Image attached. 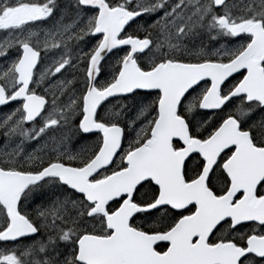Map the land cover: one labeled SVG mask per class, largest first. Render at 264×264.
Listing matches in <instances>:
<instances>
[{
    "label": "snow or ice",
    "instance_id": "1",
    "mask_svg": "<svg viewBox=\"0 0 264 264\" xmlns=\"http://www.w3.org/2000/svg\"><path fill=\"white\" fill-rule=\"evenodd\" d=\"M0 32V264H264V0H0Z\"/></svg>",
    "mask_w": 264,
    "mask_h": 264
},
{
    "label": "rangeland",
    "instance_id": "2",
    "mask_svg": "<svg viewBox=\"0 0 264 264\" xmlns=\"http://www.w3.org/2000/svg\"><path fill=\"white\" fill-rule=\"evenodd\" d=\"M50 27H51L50 21H39V22L35 23V25L33 26V30L37 31L42 36L41 30L47 29ZM6 39H7L6 34L3 32H0V44H2ZM94 40H95L94 37L87 38V42L83 43V45H82L84 47V49L88 50L91 42H93ZM204 44L206 46L207 43H204ZM207 50L213 51V50H215V48H211L208 46ZM13 52H14L13 49H8V55L10 57L15 55V54H13ZM54 56H55V52L50 53L49 54L50 58L46 62L50 64L52 62L51 57H54ZM116 58H117V54H114L113 56L109 57L106 61L103 62L99 80L104 81L106 79H110V72H111L112 66L116 62ZM4 62H5L4 58L0 57V65H3ZM82 68H83V65H81V69ZM66 75L68 76V78H72L73 73H71V72L66 73ZM74 76H75V85L74 86L76 89L79 90L82 88V81H83V76H84L83 71L81 70V71L75 72ZM34 79H38V76L34 77ZM55 80H56V78L52 77L51 81H45L43 84L40 85L39 88H37V90L43 92V89ZM47 98L49 99V101L51 100V96H48ZM62 99L66 100V97H63ZM148 99H150V98L140 97V96L134 94L132 96L127 97L126 99L115 98L114 100L109 101L106 105L109 108H112L113 106H115V110H117V111L120 110L122 105H126L127 106V108L125 109L126 114H127L126 118H133L136 115V112L139 109L141 102L146 101ZM103 110H104V107H102V109L100 110L101 114H103ZM11 112H12V110L10 112L5 113V114H3V113L0 114V122H2L4 119H6L7 116L11 114ZM39 120H40V118H39ZM140 123H141L140 121L137 122V128L140 126ZM34 125L38 126V124H36V122L34 123ZM34 125H32V126H34ZM32 126H28V127L25 126V127L30 128ZM66 131H67L66 129H58L55 132V135L57 137H59V136L63 135ZM126 135L127 136H134V133L128 132V133H126ZM78 139H79L78 137H72V133L70 132L69 138L66 140L64 147L68 151L72 152L73 154H76L78 152H82V151H86V150L90 149L92 147V144H94V141H92L91 143L89 142V143L85 144L82 140H78ZM42 143H43V141L26 142L25 143V152L26 153H32L34 151V149L39 147V145ZM125 146H126V144H125ZM71 147H75V148L71 149ZM2 148H3V146H2ZM39 202H40V198L36 197L32 203H39ZM28 242H30V241H28Z\"/></svg>",
    "mask_w": 264,
    "mask_h": 264
},
{
    "label": "flooded vegetation",
    "instance_id": "3",
    "mask_svg": "<svg viewBox=\"0 0 264 264\" xmlns=\"http://www.w3.org/2000/svg\"><path fill=\"white\" fill-rule=\"evenodd\" d=\"M58 3L61 6V8H64L69 3V0H58ZM135 28H136V26L133 25V28L132 29H129V31H132ZM140 34L143 35L142 32ZM203 43H207L206 46L204 44V46L206 47V49L208 48V46L211 47V48H215L216 49V48H219L221 44H226L228 46H233L231 44V41L228 40V39H226V38H220L218 40H211L207 36L203 37ZM13 51H14L13 54H15V49H13ZM39 68H40V65H38V70H39ZM234 77L238 79L239 78V74H234ZM30 87H32V85H30ZM37 92L38 93H41V91H39V90H37ZM141 96L147 97L144 94H141ZM147 98H150L151 99V97H147ZM18 106H19V102L18 101L11 102V103H9V105H6L5 107L0 108V114H2V113L5 114L7 112H10L11 110L13 111ZM42 115H43V113H42ZM260 115H261V113L259 111H257L255 113H253L252 119L258 120L260 118ZM38 120H39V118L37 119V121ZM34 123L35 122H33L31 124H28V125L25 124V126H27V127L28 126H32V125H34ZM78 140H80V139H78ZM3 144H4V137L2 135H0V148H2ZM73 148H75V147H71V149H73Z\"/></svg>",
    "mask_w": 264,
    "mask_h": 264
},
{
    "label": "water",
    "instance_id": "4",
    "mask_svg": "<svg viewBox=\"0 0 264 264\" xmlns=\"http://www.w3.org/2000/svg\"><path fill=\"white\" fill-rule=\"evenodd\" d=\"M116 50H119V49H116ZM116 50H113V52L116 51ZM112 54H113V53H112ZM110 55H111V54H109L108 56H110ZM108 56H107V57H108ZM107 57H106V58H107ZM106 58H105V59H106ZM102 62H103V61H102ZM98 78H99V77H98ZM130 95H132V94L123 95V96H117V97L126 98L127 96H130ZM111 99H115V97H110L109 100H111ZM11 102H15V101H11ZM11 102H9V103H11ZM105 102H107V101H105ZM9 103L0 106V108L5 107L6 105H9ZM31 123H33V122H29V123H27L26 125L31 124ZM81 134L84 135V136H88V135H93V134H96V133H87V134H85V133H81Z\"/></svg>",
    "mask_w": 264,
    "mask_h": 264
},
{
    "label": "trees",
    "instance_id": "5",
    "mask_svg": "<svg viewBox=\"0 0 264 264\" xmlns=\"http://www.w3.org/2000/svg\"><path fill=\"white\" fill-rule=\"evenodd\" d=\"M115 54H122V51H117ZM77 134V133H76ZM96 138H97V136H93V137H84V136H82V141L85 143V144H87V143H91L92 141H94L95 142V140H96ZM94 144H92V146H93Z\"/></svg>",
    "mask_w": 264,
    "mask_h": 264
}]
</instances>
